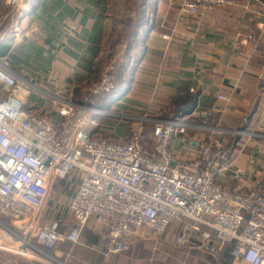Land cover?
Listing matches in <instances>:
<instances>
[{"label": "built area", "instance_id": "1", "mask_svg": "<svg viewBox=\"0 0 264 264\" xmlns=\"http://www.w3.org/2000/svg\"><path fill=\"white\" fill-rule=\"evenodd\" d=\"M7 2L23 12L31 9L27 0ZM236 5L238 0H182L180 13L197 16ZM261 7L264 16V3ZM115 70L114 62L106 64L87 89L89 96H52L57 104L53 118L30 107L36 87L15 74L6 58L0 59V218L9 223L38 214L57 181L75 189L69 202L71 229L62 233L59 222L44 224L29 239L27 234L19 237L24 249L18 253L45 263L55 260L51 253L58 245L77 244L95 219L106 256L127 252L139 238L172 236L176 248L194 246L197 239L199 249L209 253L229 246L234 259L264 264V189L242 186L237 161L243 149L224 141L221 128L211 125L217 113L227 112L229 97L218 96L222 108L140 118L151 127L149 139L138 129L112 140L89 129L97 117L110 114L90 97L115 89ZM197 129L208 136H193ZM0 227L13 234L3 222Z\"/></svg>", "mask_w": 264, "mask_h": 264}, {"label": "crops", "instance_id": "2", "mask_svg": "<svg viewBox=\"0 0 264 264\" xmlns=\"http://www.w3.org/2000/svg\"><path fill=\"white\" fill-rule=\"evenodd\" d=\"M152 1L157 3L154 29L141 42L143 56L133 70L128 90L114 104V114L129 125L104 129L96 120L89 129L108 137L114 134L117 139L113 140L128 133L119 134L122 127L142 129L149 139L150 134L146 135L151 127L140 118H166L173 102L189 94L196 96L197 107L222 108L218 96L224 94L230 99L228 110L217 113L211 125L221 128L219 136L226 142L238 138L236 147L243 149L237 161L243 173L242 186L264 189V0H238L236 6L214 8L197 16L180 13L182 0ZM27 3L31 9L23 12L0 0V59L6 58L15 74L36 87L29 95L30 107L55 118L57 104L52 96L79 98L108 63L107 30L113 0ZM194 132L192 135L200 139L208 136L202 129ZM177 153L184 155L181 149ZM221 180L231 184L225 176ZM54 191L60 195L59 204L68 205L75 193L73 185L64 181L55 182ZM44 209L12 220L10 225L28 235L31 228L37 230L48 223ZM71 223L60 222V232H68ZM161 242L174 246L172 236ZM93 252L98 257L93 264H119L115 261L118 256L105 255L104 236L95 219L90 220L77 244L60 243L52 254L59 261L81 263ZM228 253V258L220 256L223 263L245 264L233 262L230 250Z\"/></svg>", "mask_w": 264, "mask_h": 264}, {"label": "rangeland", "instance_id": "3", "mask_svg": "<svg viewBox=\"0 0 264 264\" xmlns=\"http://www.w3.org/2000/svg\"><path fill=\"white\" fill-rule=\"evenodd\" d=\"M127 1L128 0H113L110 25L107 30V53L109 57H112L113 60H117L118 62L126 49V44H125L126 37L122 35L124 33H131V31L136 30L135 25L136 23H138L136 20V18L138 17L137 7H136L137 0H132L131 2H127ZM127 3L129 5L134 4V6L129 8ZM148 10L152 11V7H149ZM132 19H134L133 24L131 23ZM117 68H118V63H117ZM115 76H116V86H115L116 89L117 88L120 89V87L127 85V82H123L125 81L124 80L125 77L121 78L117 72L115 73ZM111 93L108 95L109 97L107 96V102L110 101L113 96L117 95V94L113 95V93L111 95ZM73 97L76 98L75 96ZM113 99L114 101H116L115 103H117L121 98L120 96H118V97H114ZM113 99L111 100V103ZM96 100L99 101V99ZM107 111L112 114H109V116L107 115V116L97 117L98 123H101L104 129L112 128L109 125H113V126L118 124L129 125L128 121H125L123 117H122L123 119L120 117L118 118V116L114 114V111H116L114 106ZM125 122H127L128 124H125ZM130 122L136 123L133 122L132 120H130ZM120 125L118 126L120 127ZM115 129L119 131L117 128ZM133 129L128 130L127 128L122 127L120 129L121 133L119 134H122V131L125 133L130 132ZM148 132L149 133L146 135L147 137L150 134V130H148ZM103 135L109 139L116 138L114 137L115 136L114 134H111L110 135L111 137L110 136L108 137V135L105 134ZM59 198L60 195L56 191H54V193L52 192L44 207L45 208L43 211V214L45 216L44 218H47L48 223L64 222L68 224L69 222L70 223L74 222L73 216L69 210L70 205H68V203H63L62 201L59 204V200H60ZM50 203H52V205L49 208ZM53 204L56 205V208H54L55 206H53ZM59 205H61L60 208ZM57 217H59V219H57ZM6 220L0 218V222H3L5 225L9 226V228L12 229L13 234L6 232L0 227V261L3 262L4 264H93L94 261L98 259L95 252L89 253L87 260L83 259L81 263L59 261L53 256L52 253L51 256L54 257L55 260H51L48 263L29 259L18 253L19 251H22L24 249V246L20 244V239H19V237H24V233L11 226L10 225L11 221L8 223V221ZM200 250L204 251V249H200ZM205 252L209 254L207 251ZM116 256L118 257H116L115 261L118 262L119 264H203V263L225 264L220 260V256H216V258L214 259L202 252L197 253V256H195V254L192 253L188 255L187 251L176 253L172 250H169V248H166L164 242L161 241H154V242L137 241L135 245H133L130 248V250H128L127 252L121 255H116ZM90 261H92V263H90ZM239 261L240 260L235 259L233 262H239ZM226 264H233V263H231V261L230 262L226 261ZM245 264L247 263L245 262Z\"/></svg>", "mask_w": 264, "mask_h": 264}, {"label": "trees", "instance_id": "4", "mask_svg": "<svg viewBox=\"0 0 264 264\" xmlns=\"http://www.w3.org/2000/svg\"><path fill=\"white\" fill-rule=\"evenodd\" d=\"M132 0H128L127 2H131ZM152 1V0H151ZM156 1L150 2V0H137L136 7H137V22L135 25L134 31H131V33H124L122 36L126 37V49L124 53L122 54V57L119 59V62L117 60H113L112 57H109L107 54V62H115L116 70L115 73L117 72L118 75L122 78H124L125 81L127 82L126 86H122L119 88H115L113 90V95L117 94L114 97L122 96L129 88L132 78H133V70H135L136 65L140 62L142 56H143V50H142V44L144 37L154 29L155 22H156V17H155V10H156ZM128 7H133V5H129L127 3ZM149 7H152V11L148 10ZM133 20L131 23L133 24ZM2 59V58H1ZM117 63H118V68H117ZM111 93V95H112ZM86 95L89 96L87 93ZM98 96V97H90L92 104L102 110H109L111 107L114 106L115 102L114 99L111 103V100L107 102V96ZM106 97V98H105ZM109 97V96H108ZM96 99H99L97 101ZM107 102V103H106ZM197 109V98L196 96H193L191 94L178 98L173 102L172 108H171V113L175 117H183L192 114L195 110ZM238 138H234L229 142L231 145H236ZM194 241V246L189 248L190 246L182 247V248H176L173 245H168L166 248H169V250H172L176 253H181L183 251H187L188 253L192 254H197V253H204L208 255L209 257L216 258V256H224L228 258V252L230 250V247H225L223 250L218 252L217 254L209 253L207 250L204 249V251H201L199 247L197 246V239H193ZM205 251H207L209 254H207ZM226 252V253H225ZM231 254V253H230ZM213 255V256H212ZM224 262V260H221ZM205 264V263H203Z\"/></svg>", "mask_w": 264, "mask_h": 264}, {"label": "water", "instance_id": "5", "mask_svg": "<svg viewBox=\"0 0 264 264\" xmlns=\"http://www.w3.org/2000/svg\"><path fill=\"white\" fill-rule=\"evenodd\" d=\"M33 228L30 229L27 238L29 239L32 236ZM0 264H4L3 262L0 261Z\"/></svg>", "mask_w": 264, "mask_h": 264}]
</instances>
